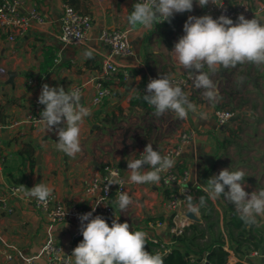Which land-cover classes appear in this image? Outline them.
<instances>
[{
  "label": "crops",
  "instance_id": "obj_1",
  "mask_svg": "<svg viewBox=\"0 0 264 264\" xmlns=\"http://www.w3.org/2000/svg\"><path fill=\"white\" fill-rule=\"evenodd\" d=\"M25 1L37 7L48 23L45 31L30 29L13 42L8 40L7 31L0 27V66L7 69L6 77L0 82V121L22 118L34 112L35 99L44 84L50 87L63 86L68 90L73 84L85 83L89 78L100 75L103 55L109 52L108 46L100 40V34L105 28L129 27L127 16L131 6L136 3L135 0ZM65 3L93 18V27L84 45L64 44L58 38L59 18ZM193 11L205 15L203 7L196 0ZM199 14L194 16L198 17ZM189 16L193 15L190 12L175 15L182 22L179 29L173 32L159 28L158 24L142 36L131 32L130 42L134 54L125 59L132 65L130 75L127 79H114L112 95L102 105L90 108V115L81 127L82 151L74 158L57 149L58 136L55 131L48 132L43 128L40 132L27 129L25 135L15 130L2 133L3 149L0 156L5 154L6 159L2 161L0 158V197L9 199L12 211L0 209V264H10L5 262L2 253L5 243L34 254L48 237L49 224L35 210V199L25 198L23 192L11 194V187L32 188L44 183L52 187L66 205L82 203L86 200L84 189L90 177L95 171H100L106 162L121 169L124 178L129 181L128 195L132 200L124 211L115 206L113 219L117 216L119 222H128L131 230H142L148 236L158 238L170 251L174 242L168 230L170 214L165 209L167 191L160 183H131L127 159L140 158L139 152L144 151L148 143L153 145L154 150L160 151L164 144L177 135L179 129L188 124L197 133L195 144L185 149L183 157L184 166L191 171L194 200L199 199L197 188L204 191L207 180L226 168L245 172L243 186L249 194L264 189V65L245 63L218 71L215 85L221 94L214 105L202 106L203 89L191 87L186 95L196 106L200 102L201 106L197 109L203 118L189 113L182 120L171 111L157 117L154 108L143 99L151 79L187 71L177 65L170 52L185 34L181 33ZM86 51L92 52L90 58L84 55ZM11 71L17 74L13 83H7ZM93 93V85L89 83L81 98L86 107ZM219 108L235 112L231 122L226 125L217 123L215 111ZM40 152V159H37ZM212 202L220 213L223 227V213L233 204L223 196ZM194 204L198 206L197 202ZM185 211L187 216V207ZM195 215L199 222H203L199 210ZM158 217H163V220ZM152 218L157 220L150 221ZM113 219H106L110 226ZM159 220L165 221V226H157ZM194 221L187 216L186 226ZM257 221L255 227L264 226V218L257 217ZM77 228L78 221L57 224L52 236L68 250H74L73 234ZM253 233L263 243L259 249L249 250L244 258L235 254L226 236L224 249L229 253L228 264L253 262L249 253L264 250V233ZM82 240L83 236L77 241V246ZM12 264L23 263L16 259Z\"/></svg>",
  "mask_w": 264,
  "mask_h": 264
},
{
  "label": "clouds",
  "instance_id": "obj_2",
  "mask_svg": "<svg viewBox=\"0 0 264 264\" xmlns=\"http://www.w3.org/2000/svg\"><path fill=\"white\" fill-rule=\"evenodd\" d=\"M196 2L201 7L209 3L223 7L217 0ZM193 5L194 0H138L127 16L129 31L142 36L157 24L170 23L176 13L191 12ZM183 30L185 34L170 52L172 59L189 72L195 88L203 89L202 95L209 102H216L219 97L218 88L210 74L245 63L264 65V9L255 12L252 19L241 14L235 22L223 14L218 19L211 15L189 16ZM84 55L90 58L92 52L86 51ZM205 68L208 71H204ZM240 81H243V77ZM81 98L79 89L65 90L63 86L50 87L48 84L42 86L38 98V102L45 106L40 113L41 126L48 132L55 131L58 136L57 149L73 158L82 151L81 127L90 115V110L81 102ZM143 99L154 108L157 117L171 111L182 120L189 113L203 118L181 86L166 75L150 80ZM174 164L172 158L161 155L148 143L140 158L127 159L129 180L134 184L158 185L161 173L169 171ZM110 175L112 178L108 181V188L123 183L117 173L112 172ZM244 177L243 170L223 169L207 180L204 191L213 201L223 196L234 205L245 225L251 227L258 223L257 217L264 218V189L249 194L243 186ZM20 191L25 198L35 199L46 206L54 189L38 183L32 188L22 186ZM131 203L127 192L117 193L114 205L119 210H126ZM205 203V197L201 196L199 205ZM186 206L189 213L196 214L199 210L190 195L186 197ZM93 212L95 207L92 212L79 217L83 240L71 254L73 264H164L159 253L146 250L147 233L131 230L129 223L119 222L117 216L110 226L103 216L93 217Z\"/></svg>",
  "mask_w": 264,
  "mask_h": 264
},
{
  "label": "built area",
  "instance_id": "obj_3",
  "mask_svg": "<svg viewBox=\"0 0 264 264\" xmlns=\"http://www.w3.org/2000/svg\"><path fill=\"white\" fill-rule=\"evenodd\" d=\"M138 2V0H135ZM218 5L209 3L203 7L205 15H211L214 19H218L222 14L227 15L233 21L237 20L239 15L243 14L247 19L255 16V12L264 9V3L252 4L248 0H217ZM179 13L174 14L178 15ZM60 33L59 40L64 44L84 45L89 39L90 32L93 27V18L89 14H85L65 3L62 5L60 15ZM47 20L44 15L33 5H28L25 0H0V27L8 33V40L13 42L24 36L30 29L45 31ZM131 32L129 27H110L102 30L100 40L109 48V52L104 54L102 62V72L96 77L89 78L87 82L76 83L69 89H79L81 97L87 90L88 84H92L94 93L87 108L100 106L104 101L112 95L114 79H127L130 75L131 64L125 61L134 54L131 45ZM7 69L0 66V82L6 77ZM178 83L182 90L186 92L194 86L193 79L188 71L177 73L169 76ZM155 79V78H154ZM158 79V78H156ZM34 82V81H31ZM41 94V93H40ZM39 94V95H40ZM35 99L36 110L25 117L7 119L0 121V151L3 149L2 133L8 130L18 131L25 135L26 130L30 129L40 132L43 127L40 123V113L44 109V105ZM235 112L228 108H219L215 111L217 123L226 125L235 117ZM196 130L190 124L185 128L178 130L177 135L168 143L164 144L159 151L161 155H168L175 161L172 167L166 173H161L160 185L168 191L165 209L170 214L171 223H168V230L172 236L183 233L186 227V197H193L194 185L191 184V171L184 166V151L189 145L195 144ZM143 150L139 152V157ZM1 160L6 159L5 154L0 156ZM136 157L135 159H137ZM118 174L123 181L121 185H111L107 187L108 181L112 178L111 173ZM20 187L13 186L9 189L11 194L21 193ZM183 190V194L181 193ZM118 192H130L129 181L124 178L121 169L113 163H104L100 171H95L90 177L87 186L84 189L86 200L82 203H72L66 205L59 196L53 192L49 198L47 205H43L37 200L33 201L35 210L49 224L48 237L40 246L36 253H25L19 247L5 243L2 253L5 262L12 264L16 259L22 261L23 264H73L74 258L71 256L73 250H68L63 244L57 242L52 236V230L57 224L78 221V228L73 234L74 246L82 237L80 232L81 221L79 217L82 214L93 211V217L101 215L106 219H113L115 215L114 201ZM0 209H8L12 211L7 197H0ZM165 221L159 220L156 225L165 226ZM86 223V222H85ZM147 238L159 245L155 253H159L162 257L169 252L164 243L158 238L148 236ZM250 259H261L264 261V250H253L249 253ZM207 260L201 259L196 264H204ZM195 262V259H192ZM212 264V263H210ZM245 264H250V261Z\"/></svg>",
  "mask_w": 264,
  "mask_h": 264
},
{
  "label": "trees",
  "instance_id": "obj_4",
  "mask_svg": "<svg viewBox=\"0 0 264 264\" xmlns=\"http://www.w3.org/2000/svg\"><path fill=\"white\" fill-rule=\"evenodd\" d=\"M233 1L230 0V2ZM248 1L254 3V0ZM132 10L133 6L130 8L129 14ZM181 22L180 17H174L170 23L164 22L158 24V27L167 28L170 32H173L179 29ZM196 194L199 199H193V203L197 202L203 222L194 221L184 228L182 234L173 236L174 243L171 245V250L163 257L164 264H196L203 257H206L212 264H228L227 257L229 253L224 249L226 236L231 248L240 258H244L249 250L261 247L263 240L256 239L253 232L262 235L264 226L257 228L255 225L251 227L245 225L233 205H230V209L223 213V227H221L220 213L212 200L199 188H197ZM201 196H204L206 200V203L202 206L199 205ZM158 219L163 220V217H158ZM156 220V218L150 219L153 222ZM169 221L171 223L170 217ZM155 249L156 244L147 238L146 250L155 253ZM193 257L195 262L191 261Z\"/></svg>",
  "mask_w": 264,
  "mask_h": 264
},
{
  "label": "rangeland",
  "instance_id": "obj_5",
  "mask_svg": "<svg viewBox=\"0 0 264 264\" xmlns=\"http://www.w3.org/2000/svg\"><path fill=\"white\" fill-rule=\"evenodd\" d=\"M255 1H258V2H261V3H264V1L263 0H255ZM255 1H254V3H255ZM253 3V4H254ZM197 14H199V13H194V11L192 10L191 12H190V15H197ZM201 16V14H199L198 15V17H200ZM181 34H184V31L181 33ZM205 71H207L208 69H204ZM215 75V74H214ZM219 76L216 74V76L214 77L212 74L210 75V78L213 80V82H214V84H215V81H216V79L218 78ZM203 92V91H202ZM219 94H221L220 92H219ZM202 97H203V95H202ZM201 99V98H200ZM201 102V103H200ZM200 102H197V107L198 106H201V105H199V103L200 104H202V106H210V105H214V102H209L208 100H206L204 97H203V99H201V101ZM258 105V104H257ZM252 261L254 262H250V264H262L263 262H262V260H260L259 261V259H252Z\"/></svg>",
  "mask_w": 264,
  "mask_h": 264
},
{
  "label": "water",
  "instance_id": "obj_6",
  "mask_svg": "<svg viewBox=\"0 0 264 264\" xmlns=\"http://www.w3.org/2000/svg\"><path fill=\"white\" fill-rule=\"evenodd\" d=\"M16 74H17V73H16L15 71H11V72H9V80L7 81V83H13V79H14V77H15ZM40 156H41V152H40L39 155L37 156V159H40ZM187 216H188L191 220H196V221L199 220L198 217H197L195 214H193V213H189V212H187ZM204 264H210V262H209V261H206Z\"/></svg>",
  "mask_w": 264,
  "mask_h": 264
}]
</instances>
